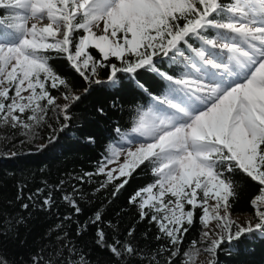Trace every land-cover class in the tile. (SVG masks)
Masks as SVG:
<instances>
[{
  "label": "snow or ice",
  "instance_id": "6c2138e0",
  "mask_svg": "<svg viewBox=\"0 0 264 264\" xmlns=\"http://www.w3.org/2000/svg\"><path fill=\"white\" fill-rule=\"evenodd\" d=\"M0 10L7 13L0 16V129L35 138L42 125L52 128L50 111L60 122L54 133L69 127L81 94L57 71L55 57L89 86L101 83L106 69L112 86L126 75L133 89L126 109L113 104L127 124L113 126L96 172L78 179L103 175L101 188L120 181L116 195L137 170L150 169L153 181L129 202L165 243L146 252L132 239H110L98 210L90 221L95 244L115 264H217L221 245L264 233V0H0ZM142 72L154 75L155 88L138 78ZM237 174L260 186L250 200L255 222L233 217L243 190ZM73 193L62 198L79 215L84 194ZM52 204L49 193L41 207ZM197 220L199 239L186 244ZM22 224L24 217L5 219L0 235ZM87 228L80 225L75 236ZM50 239L28 264H93L60 226ZM0 264L15 261L0 252Z\"/></svg>",
  "mask_w": 264,
  "mask_h": 264
},
{
  "label": "trees",
  "instance_id": "16d2710c",
  "mask_svg": "<svg viewBox=\"0 0 264 264\" xmlns=\"http://www.w3.org/2000/svg\"><path fill=\"white\" fill-rule=\"evenodd\" d=\"M6 15L4 10H0V16ZM52 63L62 76L71 81L81 99L73 105V119L64 131H52V128L58 129L60 122L51 111L48 123L52 128L42 125L35 138H26L18 131L12 135L13 130L0 129V222L8 218L26 219V224L14 228L9 235H0V252L15 264H28L32 254L41 248L51 247L50 238L56 236L60 226V230L72 238V243H78L90 253L93 264H115L114 257L95 244L97 225L90 221L98 210L104 218L99 227L110 239L113 236L132 239L146 252L156 249L165 243L156 239L157 225L141 220L137 206L129 202L138 189L153 181L150 169L137 170L116 195H113L115 184L120 181L101 188L106 179L103 175L85 176L83 183L78 179L85 173L96 172L98 162L105 155L106 145L115 135L113 126L128 122L125 112L113 107L115 102L126 109L133 99V89L129 87L127 76H124L120 87H114L108 82L107 70L104 69L99 74L102 82L89 86L64 58L55 57ZM138 78H142L150 89L156 87L152 73L142 72ZM86 87L88 91L84 92ZM52 91L53 95L59 96L57 90ZM101 108L103 114L98 111ZM89 136L95 138L94 142L87 141ZM236 179L242 182L243 190L233 205V213L254 215L250 200L258 194L260 186L242 174H237ZM74 188L84 194L82 199L78 198L82 209L79 215L62 198L66 193L74 194ZM37 189H43V192L37 195ZM49 193L53 204L50 210H46L41 207V201ZM29 196H32L31 201ZM25 203L29 204L27 210L21 207ZM69 216L71 219H66ZM109 221L115 227H108ZM83 224H88L87 231L76 237L78 227ZM130 228L135 229L131 238L127 236ZM201 231L202 226L197 220L185 237L186 244L199 239ZM221 249L217 251V264H264V233L246 234L239 241L226 242Z\"/></svg>",
  "mask_w": 264,
  "mask_h": 264
},
{
  "label": "rangeland",
  "instance_id": "374dc122",
  "mask_svg": "<svg viewBox=\"0 0 264 264\" xmlns=\"http://www.w3.org/2000/svg\"><path fill=\"white\" fill-rule=\"evenodd\" d=\"M123 159V158H121ZM115 164L110 165L109 167H115ZM233 217L240 220V221H246L247 219H253V222H255V218L254 215L248 214V213H241V214H234L233 213ZM214 223V222H213ZM201 260L204 259V257L200 258ZM200 264V261H198Z\"/></svg>",
  "mask_w": 264,
  "mask_h": 264
}]
</instances>
